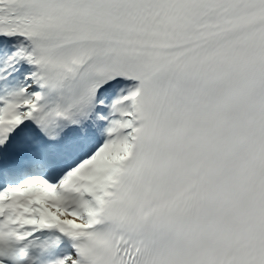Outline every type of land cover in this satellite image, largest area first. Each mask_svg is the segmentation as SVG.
Masks as SVG:
<instances>
[{
    "label": "snow or ice",
    "instance_id": "obj_1",
    "mask_svg": "<svg viewBox=\"0 0 264 264\" xmlns=\"http://www.w3.org/2000/svg\"><path fill=\"white\" fill-rule=\"evenodd\" d=\"M0 264H264V0H0Z\"/></svg>",
    "mask_w": 264,
    "mask_h": 264
}]
</instances>
